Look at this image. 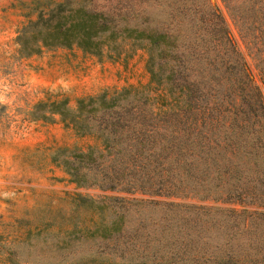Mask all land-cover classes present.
Instances as JSON below:
<instances>
[{"label": "trees", "instance_id": "trees-1", "mask_svg": "<svg viewBox=\"0 0 264 264\" xmlns=\"http://www.w3.org/2000/svg\"><path fill=\"white\" fill-rule=\"evenodd\" d=\"M253 1L257 9L248 17L254 21L246 28L252 44L256 39L264 43V0ZM133 5L130 0H60L35 21L46 30L44 45L75 44L97 53L101 34L123 32L147 54L145 84L80 97L62 117L78 134H92L100 147L74 149L70 155L59 147L52 159L62 155L59 161L78 185L96 182L177 198L149 201L164 203L169 215L180 214L176 234L162 243L186 245L191 238L179 241V232L200 233V215L210 206L184 199L264 205V63L251 71L221 11L207 0H166L168 18L154 25L129 22L137 15ZM230 14L242 16L231 8ZM251 212L260 227L264 211ZM229 225L217 244L226 246L230 264H264V229L250 228L239 245L232 242L236 237ZM115 229L112 223L99 227L106 237Z\"/></svg>", "mask_w": 264, "mask_h": 264}, {"label": "rangeland", "instance_id": "rangeland-1", "mask_svg": "<svg viewBox=\"0 0 264 264\" xmlns=\"http://www.w3.org/2000/svg\"><path fill=\"white\" fill-rule=\"evenodd\" d=\"M59 1L0 0V264H230L226 246L217 242L226 237L229 224L236 237L232 242L239 245L250 228L264 229V218L256 227L259 220L248 214L264 211V205L186 198L184 202L210 210L200 215V233L179 232L178 240L191 238L189 243L168 246L162 241L176 234L180 214L169 215L164 203L149 199L177 198L103 188L96 182L78 185L59 161L62 155L52 159L59 147L65 155L100 147L92 134H78L62 120L78 98L142 85L149 76L146 50L123 32L101 34L97 53L75 44H42L46 30L35 21ZM130 1L137 15L129 16V22L154 25L168 18L166 0ZM207 1L221 11L256 73V64L264 63V43L256 39L252 44L246 27L254 21L250 18L258 3ZM230 8L241 18L232 16ZM111 223L116 229L108 237L101 235L99 227ZM140 240L148 245L140 246Z\"/></svg>", "mask_w": 264, "mask_h": 264}]
</instances>
